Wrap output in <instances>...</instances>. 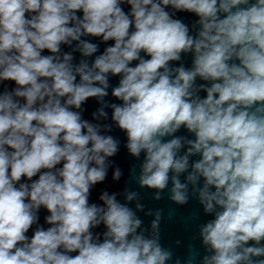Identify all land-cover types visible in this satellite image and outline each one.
Listing matches in <instances>:
<instances>
[{
    "label": "clouds",
    "instance_id": "clouds-1",
    "mask_svg": "<svg viewBox=\"0 0 264 264\" xmlns=\"http://www.w3.org/2000/svg\"><path fill=\"white\" fill-rule=\"evenodd\" d=\"M178 13L198 18L194 34ZM182 53L193 55L191 68L170 63ZM110 75L122 103H103ZM9 81L0 91V264L172 259L160 243V211L149 237L116 193L89 202L121 143L102 134L112 124L82 118L90 98L103 104L94 118L110 107L127 152L144 154L141 187L159 190V200L171 179L170 199L185 205L191 184L215 214L199 230L201 264H264V0H0V85ZM182 126L195 139L176 136ZM121 175L115 167L113 180Z\"/></svg>",
    "mask_w": 264,
    "mask_h": 264
},
{
    "label": "water",
    "instance_id": "water-1",
    "mask_svg": "<svg viewBox=\"0 0 264 264\" xmlns=\"http://www.w3.org/2000/svg\"><path fill=\"white\" fill-rule=\"evenodd\" d=\"M177 15L190 26V33L194 34L191 30V25L198 18L195 17L194 14L188 13H178ZM192 61L193 55L191 53H182L181 61H174L170 63L176 67L183 64L186 68H191ZM135 63L136 62H133L132 66H134ZM118 83L119 77L109 76V95L104 98L103 103H107L109 105L112 103H122V101H118L111 95V89L118 86ZM201 83L208 84V82L201 81L197 78V84ZM200 95L202 98L206 97L205 92H201ZM101 107H103V104L94 98L87 120L91 123L112 124V131L110 133H103L102 131V134L113 135V137L120 140L121 143L118 154L109 158L113 162V166L108 169L105 181L94 186L89 202L102 205V201L98 198L102 191L106 190L109 194L116 193L117 200L121 203H126L127 206L136 212L137 217L141 219L142 224L141 228L138 229V232L142 231L149 237L152 234L151 223L156 218V212L160 211V243L162 247L171 250L173 253L172 259L166 261V264H175L177 259L181 261V264H185L190 255L196 257V264H201L203 256L208 253L202 245L199 230L201 226L210 220H213L215 218V214L204 212L203 206L199 203L197 196L192 192L193 186L191 184L188 185L189 202L185 205H178L170 199L172 188L171 179L169 180L168 186L164 190L160 191L159 194L161 198L159 200L154 198L159 190L141 187L139 184V175L141 171L140 165L143 162L144 154L142 153L139 158H135L127 152L124 147V144L126 143V133L119 130L111 121L112 109L110 107L104 108V111L107 113L106 118H94L93 114L97 113ZM175 135L186 137L188 139H195L194 134L189 133L183 126L177 133H175ZM170 138L171 137H166L165 139L167 140ZM184 151H186V147L181 149L180 154H183ZM198 158V156L190 157V164ZM115 167H119L122 172L118 181H114L112 178ZM186 176L187 173L180 174L179 179L182 183H187ZM202 185L203 180L201 179L198 187H202ZM132 192L137 193V196L129 202L126 200V195ZM137 204L143 206L142 210H138L136 208ZM44 227L47 228L48 225L44 224ZM97 231H106V228L101 226L100 228L94 230V232ZM176 241H180V243L177 244Z\"/></svg>",
    "mask_w": 264,
    "mask_h": 264
}]
</instances>
